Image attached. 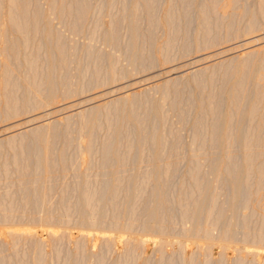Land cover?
<instances>
[{
	"label": "rangeland",
	"instance_id": "rangeland-1",
	"mask_svg": "<svg viewBox=\"0 0 264 264\" xmlns=\"http://www.w3.org/2000/svg\"><path fill=\"white\" fill-rule=\"evenodd\" d=\"M13 2L0 264H264V0Z\"/></svg>",
	"mask_w": 264,
	"mask_h": 264
},
{
	"label": "bare ground",
	"instance_id": "bare-ground-1",
	"mask_svg": "<svg viewBox=\"0 0 264 264\" xmlns=\"http://www.w3.org/2000/svg\"><path fill=\"white\" fill-rule=\"evenodd\" d=\"M8 2L9 3H11L12 4V2H13V0H8ZM14 2H15V0H14ZM13 2V3H14ZM5 5V4H4ZM14 5V4H13ZM2 7V6H1ZM6 8H7V6H5ZM1 9V8H0ZM252 43V42H251ZM49 230H47V232H48ZM24 232V231H23ZM14 233H17V232H14ZM33 234V233H32ZM52 234V233H51ZM85 234V233H84ZM22 235V234H21ZM25 235V234H24ZM29 234H27V236H28Z\"/></svg>",
	"mask_w": 264,
	"mask_h": 264
}]
</instances>
